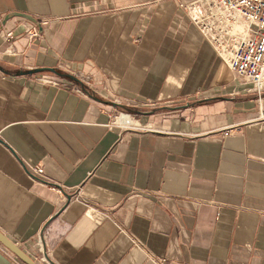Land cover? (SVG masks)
<instances>
[{
  "label": "crops",
  "instance_id": "crops-1",
  "mask_svg": "<svg viewBox=\"0 0 264 264\" xmlns=\"http://www.w3.org/2000/svg\"><path fill=\"white\" fill-rule=\"evenodd\" d=\"M190 1L0 0L6 69L87 86L0 70V231L36 264H264V118ZM93 94L165 108L140 130ZM0 264L28 263L0 241Z\"/></svg>",
  "mask_w": 264,
  "mask_h": 264
},
{
  "label": "built area",
  "instance_id": "built-area-1",
  "mask_svg": "<svg viewBox=\"0 0 264 264\" xmlns=\"http://www.w3.org/2000/svg\"><path fill=\"white\" fill-rule=\"evenodd\" d=\"M179 7L232 72L252 85L259 101L257 118H264V0H193L180 2ZM39 22L42 26L49 21L42 19ZM26 32L30 39H34L40 34V27L32 23ZM6 37H13V33L10 31ZM41 80L53 84L60 83V80L70 83L55 76H43ZM70 84L74 91H81L78 84ZM131 128L140 129L136 126ZM30 170L39 177H45L41 164L30 165ZM158 261L165 264L164 259L158 258Z\"/></svg>",
  "mask_w": 264,
  "mask_h": 264
},
{
  "label": "water",
  "instance_id": "water-1",
  "mask_svg": "<svg viewBox=\"0 0 264 264\" xmlns=\"http://www.w3.org/2000/svg\"><path fill=\"white\" fill-rule=\"evenodd\" d=\"M13 16H20L23 17L29 21H32L33 23L37 24L40 27V30L42 29V26H40V22L31 14L29 13H24V12H12L9 13L5 16V20L9 19L10 17ZM0 70L8 73V74H14V75H33V74H39V73H51L54 74L58 77L64 78L66 80H69L71 82H74L80 86V88L84 91L87 92V86L85 82L80 79L78 76H76L73 73H69L67 71H64L63 69L57 68V67H51V66H44V67H34V68H27V69H15V70H10L6 69L5 66L0 62ZM92 97L102 103H105L107 105H111L116 108H120L122 110L129 111L131 113L135 114H144V115H151L154 114L155 112L159 111L162 108H153L150 110H139V109H134V107L128 106L124 103H120L118 101L112 100V99H106L104 97H100L98 95L93 94ZM173 108V107H169ZM0 241L12 252H14L18 257H20L23 261H25L28 264H36L30 257L26 255V253L16 245V243L12 242L6 235H4L0 231Z\"/></svg>",
  "mask_w": 264,
  "mask_h": 264
},
{
  "label": "rangeland",
  "instance_id": "rangeland-1",
  "mask_svg": "<svg viewBox=\"0 0 264 264\" xmlns=\"http://www.w3.org/2000/svg\"><path fill=\"white\" fill-rule=\"evenodd\" d=\"M74 74H76V73H74ZM79 76V75H78ZM105 98V97H104ZM153 107V105H150V104H147V105H145L144 107H142V110H144V111H146V110H150V109H153L152 108ZM141 109V108H140ZM120 112H124V113H129V114H131V116L132 117H134V121L135 122H137L136 123V127H140V130H149V129H155L154 127H150V126H147L146 124H145V122L144 121H146V117H140L139 115H144V114H135V113H131V112H129V111H126V110H118V111H115L114 112V120H115V117L117 116V115H120L121 113ZM120 113V114H119ZM136 120H138V121H136Z\"/></svg>",
  "mask_w": 264,
  "mask_h": 264
},
{
  "label": "bare ground",
  "instance_id": "bare-ground-1",
  "mask_svg": "<svg viewBox=\"0 0 264 264\" xmlns=\"http://www.w3.org/2000/svg\"><path fill=\"white\" fill-rule=\"evenodd\" d=\"M116 122L119 125L125 126V127H131V126H135V121L134 118L126 113H121L120 115L117 116L116 118Z\"/></svg>",
  "mask_w": 264,
  "mask_h": 264
}]
</instances>
